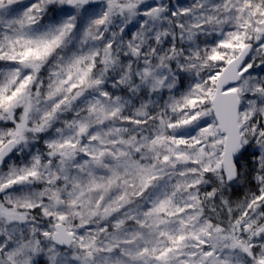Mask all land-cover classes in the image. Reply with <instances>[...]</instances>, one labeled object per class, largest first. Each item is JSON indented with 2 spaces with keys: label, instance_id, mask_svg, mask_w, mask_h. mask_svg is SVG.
I'll return each mask as SVG.
<instances>
[{
  "label": "snow or ice",
  "instance_id": "6c2138e0",
  "mask_svg": "<svg viewBox=\"0 0 264 264\" xmlns=\"http://www.w3.org/2000/svg\"><path fill=\"white\" fill-rule=\"evenodd\" d=\"M0 264H264V0H0Z\"/></svg>",
  "mask_w": 264,
  "mask_h": 264
},
{
  "label": "trees",
  "instance_id": "16d2710c",
  "mask_svg": "<svg viewBox=\"0 0 264 264\" xmlns=\"http://www.w3.org/2000/svg\"><path fill=\"white\" fill-rule=\"evenodd\" d=\"M243 191H237L235 194H234V198H240L242 199L243 198Z\"/></svg>",
  "mask_w": 264,
  "mask_h": 264
},
{
  "label": "rangeland",
  "instance_id": "374dc122",
  "mask_svg": "<svg viewBox=\"0 0 264 264\" xmlns=\"http://www.w3.org/2000/svg\"><path fill=\"white\" fill-rule=\"evenodd\" d=\"M29 2V0H23V3H28Z\"/></svg>",
  "mask_w": 264,
  "mask_h": 264
}]
</instances>
